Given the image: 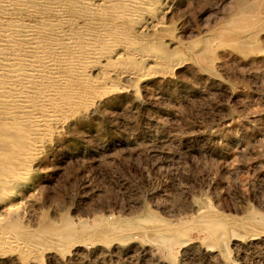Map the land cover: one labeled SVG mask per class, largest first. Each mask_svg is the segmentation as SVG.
<instances>
[{"label":"rangeland","instance_id":"obj_1","mask_svg":"<svg viewBox=\"0 0 264 264\" xmlns=\"http://www.w3.org/2000/svg\"><path fill=\"white\" fill-rule=\"evenodd\" d=\"M167 1L144 39L158 60L96 86V103L44 134L19 223L4 229L22 246L0 244V264H264V0ZM99 217L133 221L132 238L91 231ZM80 218L70 241L50 233ZM160 224L187 241L142 234Z\"/></svg>","mask_w":264,"mask_h":264},{"label":"bare ground","instance_id":"obj_2","mask_svg":"<svg viewBox=\"0 0 264 264\" xmlns=\"http://www.w3.org/2000/svg\"><path fill=\"white\" fill-rule=\"evenodd\" d=\"M260 1L241 0L240 10L251 11L252 4ZM167 2L0 0V244L22 246L23 240L4 229L16 228V217L24 208L20 200L30 191L23 177L32 168V154L44 146L46 131L53 127L55 137L62 127L59 123L63 113L79 100L96 96L100 89L96 92V86L113 85L114 79L132 74L137 78L148 60H156L158 55L146 49L144 39L147 30L162 28ZM5 145L10 149L6 150ZM68 222L50 233L67 242L77 229L87 226L82 218L77 223ZM136 225L133 221L123 224L99 217L90 228L129 239L130 228ZM173 228L161 224L151 229L143 227L142 234L167 245L171 240L178 245L185 243L187 236ZM212 228L224 251V231L217 223Z\"/></svg>","mask_w":264,"mask_h":264}]
</instances>
